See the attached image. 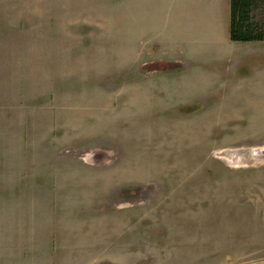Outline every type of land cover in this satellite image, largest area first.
<instances>
[{"label":"rangeland","instance_id":"obj_1","mask_svg":"<svg viewBox=\"0 0 264 264\" xmlns=\"http://www.w3.org/2000/svg\"><path fill=\"white\" fill-rule=\"evenodd\" d=\"M121 2L64 0L45 24L47 42L74 49L54 57L79 112L77 147L59 151L79 163L77 229L48 264H264V46L206 36L216 0L178 18L149 0L138 61Z\"/></svg>","mask_w":264,"mask_h":264},{"label":"crops","instance_id":"obj_2","mask_svg":"<svg viewBox=\"0 0 264 264\" xmlns=\"http://www.w3.org/2000/svg\"><path fill=\"white\" fill-rule=\"evenodd\" d=\"M148 2L122 0L120 4V29L135 40L138 61L143 56L138 43L143 38L142 24L146 22L150 28L154 24L152 18L139 12ZM168 2L172 12L177 9L174 12L178 18L184 14V7L192 4L197 13L205 0ZM64 6V0H0V264L52 263L57 247L72 243L77 229V220L75 227L73 223L78 214L77 192L73 189L78 178H72V172L74 167L77 172L79 163L73 155L61 156L59 151L77 147L78 99L72 91V80L64 86V73L54 57L72 56L74 49L47 42L51 36L45 30L48 20L53 21V10ZM210 12L207 24L211 30L204 31L206 36L222 39L230 50H238L237 44L254 45L248 50H263L264 42L230 40V0H216ZM177 18L173 22L178 31L186 22H176ZM15 25L23 29L14 31ZM61 35L57 37L64 38ZM184 54L180 47L166 57L173 56V63L180 64ZM72 63L73 57L71 67ZM166 83L171 84V80Z\"/></svg>","mask_w":264,"mask_h":264},{"label":"trees","instance_id":"obj_3","mask_svg":"<svg viewBox=\"0 0 264 264\" xmlns=\"http://www.w3.org/2000/svg\"><path fill=\"white\" fill-rule=\"evenodd\" d=\"M264 0H230L229 35L232 42H264V22H255V11Z\"/></svg>","mask_w":264,"mask_h":264},{"label":"water","instance_id":"obj_4","mask_svg":"<svg viewBox=\"0 0 264 264\" xmlns=\"http://www.w3.org/2000/svg\"><path fill=\"white\" fill-rule=\"evenodd\" d=\"M262 154L264 155V152Z\"/></svg>","mask_w":264,"mask_h":264}]
</instances>
